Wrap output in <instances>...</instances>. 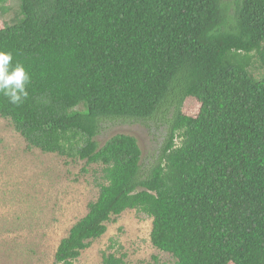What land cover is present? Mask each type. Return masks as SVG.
Here are the masks:
<instances>
[{
  "label": "trees",
  "instance_id": "obj_1",
  "mask_svg": "<svg viewBox=\"0 0 264 264\" xmlns=\"http://www.w3.org/2000/svg\"><path fill=\"white\" fill-rule=\"evenodd\" d=\"M21 15L0 20V50L28 95L0 94V116L29 150L101 171L54 264L131 209L175 264H264V0H21ZM118 122L156 126L158 154L128 133L96 139Z\"/></svg>",
  "mask_w": 264,
  "mask_h": 264
},
{
  "label": "rangeland",
  "instance_id": "obj_2",
  "mask_svg": "<svg viewBox=\"0 0 264 264\" xmlns=\"http://www.w3.org/2000/svg\"><path fill=\"white\" fill-rule=\"evenodd\" d=\"M21 0L0 3V20L20 21ZM259 76V70H253ZM97 136L103 144L117 133L134 135L144 159L159 152L158 128L133 122L112 124ZM95 164L29 150L9 119L0 116V264H54L70 228L99 194L101 171ZM152 219L135 209L108 224L107 233L84 250L75 264H99L103 253L126 254V264H175L151 242Z\"/></svg>",
  "mask_w": 264,
  "mask_h": 264
},
{
  "label": "clouds",
  "instance_id": "obj_3",
  "mask_svg": "<svg viewBox=\"0 0 264 264\" xmlns=\"http://www.w3.org/2000/svg\"><path fill=\"white\" fill-rule=\"evenodd\" d=\"M12 59L11 52L0 50V94L7 97L11 104L19 105L28 95L26 85L30 76L22 64L12 66Z\"/></svg>",
  "mask_w": 264,
  "mask_h": 264
}]
</instances>
